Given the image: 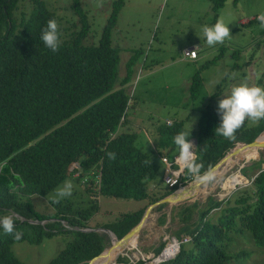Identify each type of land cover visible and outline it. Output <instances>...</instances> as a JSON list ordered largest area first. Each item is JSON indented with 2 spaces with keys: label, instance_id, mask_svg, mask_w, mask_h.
I'll use <instances>...</instances> for the list:
<instances>
[{
  "label": "trees",
  "instance_id": "trees-1",
  "mask_svg": "<svg viewBox=\"0 0 264 264\" xmlns=\"http://www.w3.org/2000/svg\"><path fill=\"white\" fill-rule=\"evenodd\" d=\"M125 0H112L110 10L96 44L81 42L88 29L77 7L80 29L62 34L56 52L41 40L50 19H55L40 0H31L26 13L16 18L17 0H0V217L14 218V233L0 227V264H24L9 250L13 241L38 242L55 233L66 236L65 244L46 264H83L108 245L105 229L116 238L124 235L141 217L149 204L195 177L181 171L179 184L167 188L157 178L149 152L165 156L175 168L178 148L173 142L183 129L182 120L154 128V145L143 151L127 131L124 111L131 98L123 85L131 73L136 51L124 62L125 73L118 77V48L111 45L110 33L119 8ZM224 0H208L215 21L216 10ZM14 14V15H13ZM264 31V29H262ZM197 71L190 80L188 95L193 100L199 80ZM220 116L207 110L200 113L193 132V152L202 164L200 174L212 167L236 143H249L264 128V120L248 123L237 130L234 141L217 135L214 129ZM115 152L109 160L106 153ZM253 157V156H252ZM76 163L77 176H71L70 164ZM254 163V162H253ZM251 174L239 173L247 184L236 187L226 197L215 200L208 195L199 204L172 207L167 224L175 219L171 231L178 251L158 264H244L256 252L264 264V157ZM162 164V163H161ZM67 175L80 180L86 195L93 199L87 207L72 209L70 202L52 203L51 213L34 210L29 196H43ZM85 178V180H83ZM105 197L142 203L136 209L120 212L110 222L89 225L87 219L98 210L96 198ZM199 205H201L199 207ZM165 204L151 210L159 212L157 225L164 224ZM36 222V223H31ZM169 228L166 227V232ZM22 233L14 239L15 232ZM164 241L153 250L161 251ZM112 264H147L118 255Z\"/></svg>",
  "mask_w": 264,
  "mask_h": 264
},
{
  "label": "rangeland",
  "instance_id": "rangeland-1",
  "mask_svg": "<svg viewBox=\"0 0 264 264\" xmlns=\"http://www.w3.org/2000/svg\"><path fill=\"white\" fill-rule=\"evenodd\" d=\"M40 1L52 11L62 34L80 29L77 15L70 7L73 0ZM111 1L77 0V7L84 14L88 25L82 43L96 44ZM30 2L31 0L15 2L12 11L16 18L27 12ZM208 5V0H125L117 12L110 33V43L118 48L116 68L119 78L125 73L126 58L136 51L129 79L123 85L132 103L124 111L125 129L134 132L135 142L143 151H149L154 145V128L164 124L165 120H182L184 131L191 130L188 137L191 140L200 113L207 110L218 115V101L228 95L233 86L246 82L264 87V27L257 20V16L264 12V0H224L215 11L214 22ZM218 18L228 25L231 36L222 44L209 46L202 27L214 25ZM185 49H193L195 57L191 60L185 58ZM196 71L200 79L197 82L196 96L191 100L188 95L189 85L191 76ZM248 123L254 124L249 120ZM259 151L258 159L264 157V150ZM149 153L155 163V175L160 178L164 165L156 153ZM258 159L241 164L240 168L235 165L225 174L214 177L206 184L205 197L202 195L203 189L197 188L194 190V200H186L184 203L197 201L202 205L208 195L215 200L226 197L236 187L247 184L242 180L234 188L224 189L222 185L226 177L239 173L241 168L246 167L244 173L249 177L258 166ZM80 180L81 178L76 180L67 175L45 195L29 196L32 207L39 213H51V198L65 181H71L73 185L72 195L64 198L70 202L71 208L87 207L93 199L86 195ZM96 201L98 210L87 219L86 223L89 225L110 222L118 213L134 210L140 205L136 201L99 196ZM171 208L169 210L168 206H164L162 209L168 213L163 225L155 223L159 212L151 211L138 234L136 244L123 251L122 255L130 257V261L140 258L146 260L147 264H154L153 250L160 242L168 243L170 236H173L171 231L176 229L175 219L167 224ZM164 227L169 228L168 232H163ZM65 240L66 236L62 233H55L51 237L42 236L38 242L13 241L9 244V250L24 264H46L63 248ZM259 255L251 253L244 264H259Z\"/></svg>",
  "mask_w": 264,
  "mask_h": 264
},
{
  "label": "clouds",
  "instance_id": "clouds-1",
  "mask_svg": "<svg viewBox=\"0 0 264 264\" xmlns=\"http://www.w3.org/2000/svg\"><path fill=\"white\" fill-rule=\"evenodd\" d=\"M257 20L260 22V25L264 27V12H261L257 16ZM202 32L203 36L206 38V43L209 46H214L217 43L222 44L231 36L230 28L227 24H225L223 19L219 18L214 25L203 26ZM41 40L43 41L44 45L53 52H56L59 49L60 39L58 33V24L55 19L48 20L47 26L42 32ZM217 112L220 116V123L214 129L215 134L221 135L227 140L234 141L236 139L237 130H239L244 125L245 120H249L253 123L264 120V87L249 85L246 82L233 86L230 90V93L218 101ZM190 134L191 130L190 132L181 131L174 136L173 142L178 148L176 162L180 170H186L187 173L192 174L195 177L197 183L210 182L214 179L211 174H200L202 164L198 163L199 158L192 150L194 144L188 139ZM191 140L194 141V139ZM106 155L109 160L116 159L115 152H108ZM72 189L73 185L71 181H65L62 186L55 190V195L51 198L52 203H59L64 198L70 197L72 195ZM0 227L3 228V231L6 234H13V216L7 215L0 217ZM21 236L22 233L16 231L14 234V239L19 240L21 239ZM163 246H165V243ZM174 254L175 253H173L170 257H172ZM159 262L161 261H157L156 264Z\"/></svg>",
  "mask_w": 264,
  "mask_h": 264
},
{
  "label": "water",
  "instance_id": "water-1",
  "mask_svg": "<svg viewBox=\"0 0 264 264\" xmlns=\"http://www.w3.org/2000/svg\"><path fill=\"white\" fill-rule=\"evenodd\" d=\"M240 148H246V149L251 148L252 150L256 152L255 157L249 158L247 159V161H243L241 164L247 163L248 161H251V160H257L259 150L261 151L264 150V128L259 131V133L255 136V138L251 142L236 143L212 167L208 168L204 173H209L213 177H217L220 174L223 164L226 161V159L232 156ZM240 165H239V168H240ZM262 168H264V165L261 164L260 169ZM237 175L241 179L240 183L243 181L247 183V179L244 176H242L240 173H237ZM207 183H197L196 179H192L191 181L183 185H180L176 190L169 193L165 197L149 204L143 210V213L141 217L139 218V220H137V222L133 226H131L129 230L124 235H122L120 238H116L112 232H110L109 230H105V229H93V230L83 229L84 231L101 230L105 232L108 236V245L104 247L99 253L87 259L83 264H112V263H115V259L118 255L123 254V251L127 250L128 248L134 247V244H136V239L138 237V234L141 231V228L144 226V222L149 216L151 210H153V208H155L156 206L160 204H165V206H168L169 208H171L172 206L181 204L185 202L186 200L193 201L195 197L194 195L196 194L195 191L197 188H201V190L203 189L202 195L205 197L207 193V191L205 190ZM232 188H234V186H232L231 189ZM31 223H36V222H31ZM169 246H171L172 248L171 254L169 256L164 257L163 252ZM176 251H178V242L174 236H171L169 239V242L165 243V246H163L161 251H159L153 257L152 262L162 261L165 258L170 257L173 253H176ZM110 253L112 254L110 255Z\"/></svg>",
  "mask_w": 264,
  "mask_h": 264
},
{
  "label": "built area",
  "instance_id": "built-area-1",
  "mask_svg": "<svg viewBox=\"0 0 264 264\" xmlns=\"http://www.w3.org/2000/svg\"><path fill=\"white\" fill-rule=\"evenodd\" d=\"M183 56L185 58L192 59L195 57V51L193 49H185L183 51ZM165 124L170 125V122L165 120ZM190 141L194 144L193 140H190ZM176 158H177V156L173 158L172 162H173V164L178 165L176 162ZM160 162L164 165L162 168V170H163L162 174L163 175L161 177L162 184L164 186H166L167 188H170L172 186L179 184L178 176L181 173L179 166H177L178 167L177 169L171 168V163L169 162V160L165 156H160ZM68 170H71V176H77L78 167H77L76 163L70 164V166L68 167ZM83 180H85V178H83ZM152 263L156 264L157 262H152Z\"/></svg>",
  "mask_w": 264,
  "mask_h": 264
},
{
  "label": "bare ground",
  "instance_id": "bare-ground-1",
  "mask_svg": "<svg viewBox=\"0 0 264 264\" xmlns=\"http://www.w3.org/2000/svg\"><path fill=\"white\" fill-rule=\"evenodd\" d=\"M255 155H256V152L254 150H252L251 148H249V149H246V148L238 149L232 156H230L226 159V161L223 164L222 170H221L220 174L218 173L219 175L217 177L225 174V172L228 171L231 167H233L235 165L239 166L243 161H247V159H249ZM240 181H241V179L237 175V173L231 174V175L226 177V179L222 185V188L229 189L232 186H235L237 184L239 185ZM171 249H172L171 246L167 247L165 249V251L163 252V256L164 257L169 256L171 254V251H172ZM111 254L112 253H110V255Z\"/></svg>",
  "mask_w": 264,
  "mask_h": 264
},
{
  "label": "crops",
  "instance_id": "crops-1",
  "mask_svg": "<svg viewBox=\"0 0 264 264\" xmlns=\"http://www.w3.org/2000/svg\"><path fill=\"white\" fill-rule=\"evenodd\" d=\"M197 57V56H196ZM188 59V58H187ZM189 60H191V59H189ZM178 165H176L175 166V168L174 169H177L178 167H177ZM162 168H163V166H162ZM142 203H140V205H141ZM169 208V207H168ZM169 210H170V208H169ZM165 212V211H164ZM166 213V212H165ZM167 214L168 213H166V216H167ZM169 218V217H168ZM166 222L164 221V224H165ZM163 225V224H162ZM163 232H166V227H164V231ZM171 237V236H170ZM164 238V237H163Z\"/></svg>",
  "mask_w": 264,
  "mask_h": 264
}]
</instances>
